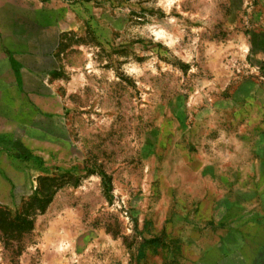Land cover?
I'll use <instances>...</instances> for the list:
<instances>
[{
    "label": "rangeland",
    "instance_id": "1",
    "mask_svg": "<svg viewBox=\"0 0 264 264\" xmlns=\"http://www.w3.org/2000/svg\"><path fill=\"white\" fill-rule=\"evenodd\" d=\"M3 55L0 264H196L250 231L206 220L264 181V0H0Z\"/></svg>",
    "mask_w": 264,
    "mask_h": 264
},
{
    "label": "crops",
    "instance_id": "2",
    "mask_svg": "<svg viewBox=\"0 0 264 264\" xmlns=\"http://www.w3.org/2000/svg\"><path fill=\"white\" fill-rule=\"evenodd\" d=\"M29 57L32 61L38 59L35 55ZM12 61V57L0 56V64ZM6 100L2 103L5 104ZM260 173L264 178V166ZM223 186L226 191L217 198L214 214L206 220V225L212 231L221 230V226L223 229L244 227L243 231H250L243 238L233 232L223 234L225 236L220 243L209 244L213 245L212 250L208 246L203 251L205 255L201 261L210 260L211 264H264V181L259 184L249 176L241 183L225 181ZM252 198H255L254 203H251ZM216 244L218 246L215 247ZM201 261L196 264H202Z\"/></svg>",
    "mask_w": 264,
    "mask_h": 264
},
{
    "label": "trees",
    "instance_id": "3",
    "mask_svg": "<svg viewBox=\"0 0 264 264\" xmlns=\"http://www.w3.org/2000/svg\"><path fill=\"white\" fill-rule=\"evenodd\" d=\"M42 209H44V207H42ZM22 223H23V225H24V227H25L23 230H26V231L29 232V231H31V230L33 229V221H32V220H29V219H27V220H26V219H23V222H22ZM9 224H10V225H9ZM8 226H9V227L12 226L13 229L15 228L14 224H11V223H8ZM23 230H22V231H23Z\"/></svg>",
    "mask_w": 264,
    "mask_h": 264
}]
</instances>
